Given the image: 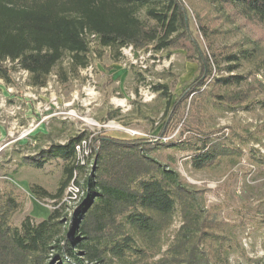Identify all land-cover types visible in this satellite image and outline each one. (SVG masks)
<instances>
[{
  "label": "trees",
  "instance_id": "16d2710c",
  "mask_svg": "<svg viewBox=\"0 0 264 264\" xmlns=\"http://www.w3.org/2000/svg\"><path fill=\"white\" fill-rule=\"evenodd\" d=\"M203 1L223 12L230 9L224 18H252L264 28V0ZM141 9L146 22L136 14ZM187 18L181 0H0V79L9 83L11 71L18 68L29 74L31 86L44 87L66 53L71 74L78 76L89 64L94 35L102 48L141 50L152 45L155 52L187 50L189 58L199 63L200 74L173 103V118L187 101L191 107L198 100L212 99L230 109L247 103L252 88L233 91L231 86L244 77L232 73L242 60L255 64L257 70L262 68L264 54L259 55L257 43L239 45L223 55L214 52L215 43L209 41L210 55L225 56L233 65L228 75L214 77L211 88L203 89L212 72L210 56L201 54L192 40ZM218 34L213 31L205 38L214 39ZM62 77L68 76L64 73ZM164 89L161 86L157 91ZM196 134L205 136L200 146L187 147L193 152L191 163L196 170L219 166L223 159L240 152L231 136ZM86 135L52 144L24 159L37 169L51 160L65 164L63 180L54 194L38 187L41 197L53 201L46 219L34 222L26 217L20 226L12 225L10 217L18 203L12 196L0 194V264H52V250L57 251L58 264H221L218 259L230 241L225 233L228 224L219 220L217 208L202 205L203 190L189 187L176 171L154 158L155 151L177 145L163 140L165 130L155 141L98 138L99 149L93 153L84 181V198L74 214H62L67 187L73 180L79 185L77 175L89 168L77 164L75 156V146ZM182 143L177 146L184 148ZM175 213L180 222L166 240ZM63 219L68 226H63Z\"/></svg>",
  "mask_w": 264,
  "mask_h": 264
},
{
  "label": "rangeland",
  "instance_id": "374dc122",
  "mask_svg": "<svg viewBox=\"0 0 264 264\" xmlns=\"http://www.w3.org/2000/svg\"><path fill=\"white\" fill-rule=\"evenodd\" d=\"M181 1L187 11L188 33L201 54L210 56L212 72L203 89L211 88L214 77L228 75L233 65L225 56L213 58L209 41L215 43L214 52L223 55L252 42L261 49L259 55L264 54V28L256 20L235 15L224 18L230 9L223 12L203 0ZM136 14L147 21L144 9ZM213 31L218 36L205 38ZM90 46V72L84 68L73 76L66 53L44 87L31 86L29 74L18 68L11 71L9 83L0 79V194L12 196L18 203L10 223L20 226L26 217L34 222L46 219L53 201L41 197L38 187L54 194L63 180L62 161L51 160L37 169L25 164L24 159L81 133L87 134L84 138L92 137L90 149L96 152L100 137L155 141L165 130L164 141H176L177 145L183 141L184 148L170 145L155 151L154 158L176 171L189 187L203 190L202 205L217 208L219 220L228 224L225 233L230 241L218 262L264 264V65L257 70L255 64L242 60L233 71L244 77L240 84L231 86L233 91L252 88L244 105L230 109L207 99L189 107L187 101L173 118V103L200 74L199 63L189 58L187 50L155 52L152 45L141 50L130 46L110 49L96 41ZM5 64L11 67L9 62ZM64 73L67 79H63ZM161 86L165 89L157 91ZM162 91L167 94L162 96ZM197 131L211 137L231 136L240 152L223 159L219 166L196 170L191 163L193 152L187 147L200 146L205 136ZM90 161L93 164L94 154ZM91 167L77 175L79 197L67 200L65 194L62 214L78 210ZM179 222L175 213L164 239L171 237ZM63 226H68L66 219ZM52 254V264H58V258H54L57 251L52 250Z\"/></svg>",
  "mask_w": 264,
  "mask_h": 264
},
{
  "label": "built area",
  "instance_id": "2783aa9c",
  "mask_svg": "<svg viewBox=\"0 0 264 264\" xmlns=\"http://www.w3.org/2000/svg\"><path fill=\"white\" fill-rule=\"evenodd\" d=\"M94 40H95V37H94V35H92L91 41H94ZM6 62H9V61H6ZM14 64H16V63H14ZM84 70L90 72L92 70V66L88 65ZM25 74L27 75L26 72H25ZM91 141H92V137H86V138H83L75 146L76 162L80 166H84V167L92 166V161H90V158L94 152H92L90 149L91 148V145H90ZM75 176H76V174H75ZM80 192H81V187L79 185H77L73 180L69 184V186L67 187L66 192H65V194L68 195L67 200H71L73 198L75 199V198L79 197ZM64 198H63V200H64ZM64 202H66V201H64Z\"/></svg>",
  "mask_w": 264,
  "mask_h": 264
}]
</instances>
